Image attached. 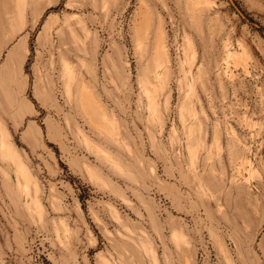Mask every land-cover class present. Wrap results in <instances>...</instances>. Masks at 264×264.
<instances>
[{
	"label": "rangeland",
	"instance_id": "1",
	"mask_svg": "<svg viewBox=\"0 0 264 264\" xmlns=\"http://www.w3.org/2000/svg\"><path fill=\"white\" fill-rule=\"evenodd\" d=\"M0 264H264V0H0Z\"/></svg>",
	"mask_w": 264,
	"mask_h": 264
},
{
	"label": "trees",
	"instance_id": "2",
	"mask_svg": "<svg viewBox=\"0 0 264 264\" xmlns=\"http://www.w3.org/2000/svg\"><path fill=\"white\" fill-rule=\"evenodd\" d=\"M239 12L243 14V12L238 8Z\"/></svg>",
	"mask_w": 264,
	"mask_h": 264
},
{
	"label": "bare ground",
	"instance_id": "3",
	"mask_svg": "<svg viewBox=\"0 0 264 264\" xmlns=\"http://www.w3.org/2000/svg\"><path fill=\"white\" fill-rule=\"evenodd\" d=\"M230 50H228V52H229ZM228 52H227V54H228ZM231 54H229V56H230Z\"/></svg>",
	"mask_w": 264,
	"mask_h": 264
}]
</instances>
